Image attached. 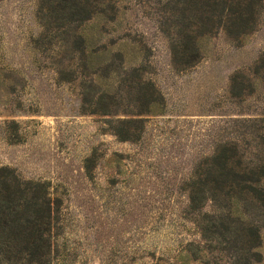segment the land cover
Listing matches in <instances>:
<instances>
[{
  "label": "rangeland",
  "instance_id": "1",
  "mask_svg": "<svg viewBox=\"0 0 264 264\" xmlns=\"http://www.w3.org/2000/svg\"><path fill=\"white\" fill-rule=\"evenodd\" d=\"M212 3L83 0L96 77L77 35L86 13L0 0V178L45 183L61 201L55 264H233L195 223L224 209L195 211L189 188L223 147L264 162V0H248L244 31ZM125 119L134 140L115 134ZM242 206L264 226L262 209ZM260 251L253 264L264 229Z\"/></svg>",
  "mask_w": 264,
  "mask_h": 264
},
{
  "label": "trees",
  "instance_id": "2",
  "mask_svg": "<svg viewBox=\"0 0 264 264\" xmlns=\"http://www.w3.org/2000/svg\"><path fill=\"white\" fill-rule=\"evenodd\" d=\"M65 1L75 16L86 13L77 35L82 42L85 67L98 77L102 50L95 47L93 37L87 33L92 28L90 24L95 20V14L91 10H84L83 0ZM211 1L214 9H217L220 23L226 25V22H230L242 31L249 22V9L250 12L255 11L248 0ZM211 19L214 21L213 18L209 21ZM154 103H150L151 114L157 113L158 106ZM134 122L129 119L118 121L119 128L114 129L115 134L123 141L136 139L139 134H135L132 127ZM189 191L191 206L195 211L203 209L208 200L217 202L225 211L215 215L198 213L199 218L195 223L203 240L210 242L217 251H225L233 259V264L261 261L264 226H260L256 218L248 216L246 206L242 205L252 203L264 211V162L248 166L236 146L223 147L202 163ZM60 203L54 198L50 185L22 182L17 177L0 178V264L56 263L54 230ZM190 251L185 249L180 258L191 259ZM192 257L196 260L206 259L200 251Z\"/></svg>",
  "mask_w": 264,
  "mask_h": 264
}]
</instances>
